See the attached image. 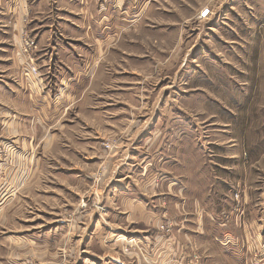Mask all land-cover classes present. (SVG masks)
I'll list each match as a JSON object with an SVG mask.
<instances>
[{
    "label": "crops",
    "instance_id": "obj_1",
    "mask_svg": "<svg viewBox=\"0 0 264 264\" xmlns=\"http://www.w3.org/2000/svg\"><path fill=\"white\" fill-rule=\"evenodd\" d=\"M123 4L0 0V154L13 145L17 161L16 167L0 163L3 224L12 220L11 213L3 214L19 201L25 174L44 171L50 173V191H44L50 207L42 213L52 224L40 232L47 250L39 264H193L196 258L199 264H264V217L250 211L245 193L236 204L212 170L154 163L155 150L165 151L157 141L163 133L157 131L154 104L137 100V90L122 82L124 75L138 74L132 64L137 49L123 48ZM24 33L36 43L32 61L20 50ZM109 139L118 141L117 151L97 150ZM34 140L51 141L54 167H26L23 157ZM96 169L98 186L92 185ZM11 188L18 196L11 197ZM87 194L88 208L79 209ZM92 202L104 208L105 223ZM61 206L77 213L72 224L64 223ZM164 220L174 226L169 236L157 230ZM46 236L56 237L49 242ZM128 239L138 242L139 254L122 252ZM19 240L10 248L15 253L8 251L9 262L0 264H27L16 252L24 243Z\"/></svg>",
    "mask_w": 264,
    "mask_h": 264
},
{
    "label": "rangeland",
    "instance_id": "obj_2",
    "mask_svg": "<svg viewBox=\"0 0 264 264\" xmlns=\"http://www.w3.org/2000/svg\"><path fill=\"white\" fill-rule=\"evenodd\" d=\"M123 1V48L137 49L138 59L132 64L138 74L124 75L122 82L137 90V100L154 104L157 131L163 133L157 141L165 149L155 150L154 163L158 167H204L223 179L236 204L245 193L250 211L264 217V0ZM204 10L208 14L200 18ZM135 110L131 109L134 113L142 111ZM50 143L32 141L23 157L26 167H54L58 161ZM43 145L48 148L43 149ZM96 147L110 155L118 150V141H101ZM14 151L12 145V150L0 154V163L16 167ZM219 167H230L231 172L224 173ZM42 174L45 177L41 180ZM49 175L31 170L25 174L19 196V190L15 194L11 188V197L18 196L19 201L7 206L3 214L6 218L4 215L11 213L12 220L7 218L3 224L0 215V263L9 262L8 251L15 253L14 239L24 241L16 252L27 264H39L44 258L42 252L47 248L40 241L45 239L41 233L52 224L43 214L50 207V199L44 197V191H50V184L45 182ZM99 175L96 169L92 185L98 186ZM61 197H66L65 190ZM89 198L88 194L83 196L79 209L88 208ZM90 208L105 223L104 208L97 202ZM60 209L64 223L72 224L71 218L77 213L66 212L64 206ZM159 225L158 232L164 234ZM172 227L165 236L173 233ZM55 237L46 239L50 242ZM108 241L101 239L105 246ZM137 243L128 239L122 252L139 254Z\"/></svg>",
    "mask_w": 264,
    "mask_h": 264
},
{
    "label": "built area",
    "instance_id": "obj_3",
    "mask_svg": "<svg viewBox=\"0 0 264 264\" xmlns=\"http://www.w3.org/2000/svg\"><path fill=\"white\" fill-rule=\"evenodd\" d=\"M208 14V11L207 10H204L201 14H200V18H205ZM20 47L23 51V53L26 54L27 58H28V61H32V57H31V53L32 51L34 50V48L36 47L35 45V42H34V39L31 38V37H27L23 34L22 38H21V43H20ZM29 73H31L32 75L36 76L38 71H37V68L35 66H30L29 67ZM105 148L106 149H111L110 147H108V145H105ZM173 225L171 224V222H162L160 225H159V230L161 232H163L164 234H169L171 233L172 231V227ZM132 240H130L131 242ZM193 264H199L198 260L195 259L194 263Z\"/></svg>",
    "mask_w": 264,
    "mask_h": 264
}]
</instances>
